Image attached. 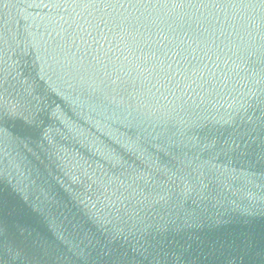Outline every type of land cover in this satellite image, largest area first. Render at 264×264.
Wrapping results in <instances>:
<instances>
[{"label": "water", "instance_id": "95a60500", "mask_svg": "<svg viewBox=\"0 0 264 264\" xmlns=\"http://www.w3.org/2000/svg\"><path fill=\"white\" fill-rule=\"evenodd\" d=\"M0 264H264V0H0Z\"/></svg>", "mask_w": 264, "mask_h": 264}]
</instances>
